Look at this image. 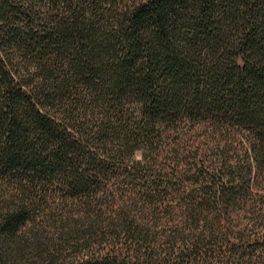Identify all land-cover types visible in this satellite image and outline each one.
<instances>
[{"label": "trees", "instance_id": "trees-1", "mask_svg": "<svg viewBox=\"0 0 264 264\" xmlns=\"http://www.w3.org/2000/svg\"><path fill=\"white\" fill-rule=\"evenodd\" d=\"M33 250L264 264V0H0V264Z\"/></svg>", "mask_w": 264, "mask_h": 264}, {"label": "rangeland", "instance_id": "rangeland-1", "mask_svg": "<svg viewBox=\"0 0 264 264\" xmlns=\"http://www.w3.org/2000/svg\"><path fill=\"white\" fill-rule=\"evenodd\" d=\"M208 150V154H210L212 152L211 149H205ZM34 251V252H33ZM32 253L29 254H25L24 256H22V259L19 260L18 264H38L39 262L37 258V253L35 252V250H33ZM31 252V251H29Z\"/></svg>", "mask_w": 264, "mask_h": 264}]
</instances>
